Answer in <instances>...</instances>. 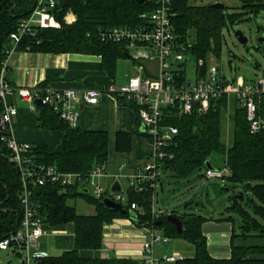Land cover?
I'll use <instances>...</instances> for the list:
<instances>
[{
	"label": "trees",
	"instance_id": "1",
	"mask_svg": "<svg viewBox=\"0 0 264 264\" xmlns=\"http://www.w3.org/2000/svg\"><path fill=\"white\" fill-rule=\"evenodd\" d=\"M241 10H228L225 4L215 7L206 3H191L188 0H170L171 22L178 42L186 46V52L196 60L208 53H217L222 37V27L244 18L246 12L264 11V1L239 0ZM32 0H0V65L9 46L8 33L14 29L19 16L25 14ZM154 0H56L54 7L57 25L38 28L33 35L22 36L16 48L41 51L97 52L102 64L112 76L111 66L116 56L125 55L121 43L103 42L96 36L98 28L111 25L134 26L141 22L139 13L152 8ZM41 85V84H39ZM41 86H44L43 84ZM120 103V102H119ZM233 103L230 115L231 139L226 145L221 139V110L226 106L224 95L210 100L204 113L171 111L166 120L176 127L168 142L170 154L163 161L166 175L187 177L212 152L223 155V163L229 173L226 179L243 192L242 200L231 199L224 208L232 209L239 216L238 231H232L229 256L215 258L208 254L200 225L207 216L195 210L170 209L180 221V234L173 224L166 221L165 214L153 221V225L168 238H181L191 244V256L182 257L175 264H264V128L250 132L244 108ZM135 108L133 104H128ZM37 126L63 131L62 147L58 152L49 151L43 144H31L30 152L37 161L52 163L60 170L86 172L93 164L105 161L107 154L106 132L101 129H81L71 126L43 104L35 105ZM258 112L264 117V100L258 101ZM120 135V134H119ZM125 137L126 134H121ZM120 148V140L115 141ZM205 168V166H204ZM30 199L48 225L71 222L73 245L59 255L36 256L34 264H139L129 258L82 257L80 249H97L101 246V226L112 216L127 217L128 203L123 214L102 207L98 198L80 195L95 206L94 213H78L66 203V197L77 193L60 190L56 183L29 185ZM20 180L17 170L8 160V149L0 140V240L12 233L20 219V203L17 194ZM128 201H134L142 209L137 219L150 220L149 192L127 188ZM187 204V202H184ZM136 209V208H134ZM134 211V210H133ZM229 217V216H227ZM221 217V219H227ZM235 237H259V245H233Z\"/></svg>",
	"mask_w": 264,
	"mask_h": 264
},
{
	"label": "built area",
	"instance_id": "2",
	"mask_svg": "<svg viewBox=\"0 0 264 264\" xmlns=\"http://www.w3.org/2000/svg\"><path fill=\"white\" fill-rule=\"evenodd\" d=\"M170 0H154L152 8L139 13L138 25H111L98 28L96 36L103 42L121 43L127 56L133 60V69L124 83L110 80L104 86H85L81 88H49L39 84L32 86L10 84L5 78L4 60L0 65V140L8 149V160L18 172L20 190L17 194L20 203V219L17 228L0 240V250H9L18 255L17 264H34L30 255L33 242L43 232V222L33 201L30 199L29 185L56 183L60 190L70 193L83 192L86 187L90 194L101 200L108 197L119 201L125 208L142 214V209L134 201L124 199L111 184L120 175L125 178L127 188L149 192L150 220L140 229L147 239L141 244L139 264H175L177 254H156L154 243L165 242L169 238L153 225L158 217L165 214V208L155 205L157 182L163 173L164 158L169 156L167 146L176 127L166 120L171 111L178 113L206 112L210 100L220 95L226 104L232 99L244 108L248 130L256 132L264 128V117L258 112V101L264 100V74L256 78L238 79L235 86H227V81L218 72L217 66L205 59L194 60L192 79L185 77L184 54L186 46L176 40L171 22ZM56 0H32L29 10L18 17L15 27L8 33L9 51L15 49L17 41L25 35H33L38 28L57 25L54 7ZM6 57V56H5ZM14 90L28 101V107L35 110L36 99L75 126L81 103H96L103 94H110L120 104H133L135 117L143 123V132L149 139L151 150L137 170L129 174L107 173L103 163L93 164L86 172L64 171L52 163L37 161L30 152L31 143L17 141L9 132L11 118L16 106L5 98V93ZM229 173L225 164L221 168L203 170L206 178H224ZM102 176L110 178L107 186L100 182ZM136 208V209H134ZM24 251V253H23Z\"/></svg>",
	"mask_w": 264,
	"mask_h": 264
},
{
	"label": "crops",
	"instance_id": "3",
	"mask_svg": "<svg viewBox=\"0 0 264 264\" xmlns=\"http://www.w3.org/2000/svg\"><path fill=\"white\" fill-rule=\"evenodd\" d=\"M120 56L114 58L111 66L112 76H109L107 71L110 70V67L107 70L103 66L101 54L97 52H52L16 48L9 51L4 58L5 78L14 86L36 84H43L49 88L104 86L110 80L115 83L117 59ZM129 75H127L126 80L119 83L126 82ZM225 79L227 86L233 87L240 78L235 81L234 79L228 80L226 77ZM4 96L16 106V113L11 118L8 130L17 141L43 144L47 150L53 152L61 150L63 138L61 129L37 126L35 111L31 110L28 107V101L21 98L14 90L5 93ZM232 102V99L228 100L225 108L221 110L220 117L221 139L226 145L231 139ZM76 125L81 129H101L106 132L107 154L102 163L107 173L129 174L136 171L151 150L148 137L138 128L139 122L135 117V108L128 104L118 103L110 94L101 95L96 103H81ZM121 134H126L127 137ZM117 138L122 145L120 148L115 147ZM163 175L166 174L163 172L157 182L160 190L164 182ZM167 176L169 177V175L165 176L168 180ZM108 178L107 176L100 178L103 186L109 184L110 179ZM120 180L126 184L124 176L120 175L116 180L119 187ZM236 190L241 189L234 185L233 192ZM242 199H244L243 196L240 200ZM184 202L181 210H188L186 209L187 205L197 204L194 199ZM66 203L68 202L66 201ZM92 205L93 211L83 214L94 213L95 206ZM228 205L229 203L225 206ZM176 210L181 211L178 208ZM225 211L227 212L225 215L207 216L200 225L201 233L205 238L206 250L210 256L215 258L229 256L230 235L232 231H238L239 216L230 208H225ZM221 217H227V219H221ZM43 228V234L33 242L30 248L31 256L59 255L62 251L72 247L73 225L71 222L51 226L44 223ZM146 238V234L141 231L140 227L130 222L127 217L115 215L101 226V246L97 249H80L78 253L82 257L89 258L116 257L139 261L140 247ZM113 239H119V242L113 244ZM167 241L154 243V252L158 254ZM155 244L158 246L155 247ZM232 244L237 246L259 245L262 244V238L235 237Z\"/></svg>",
	"mask_w": 264,
	"mask_h": 264
},
{
	"label": "rangeland",
	"instance_id": "4",
	"mask_svg": "<svg viewBox=\"0 0 264 264\" xmlns=\"http://www.w3.org/2000/svg\"><path fill=\"white\" fill-rule=\"evenodd\" d=\"M191 3H206L213 0H188ZM228 5V10H241L246 7H240L239 0H219ZM264 0H258V2ZM240 29L246 36L244 43L239 42L234 30ZM222 37L217 53H208L204 59L217 66L218 72L228 80H237L238 78H256L264 74V42L257 40V37L264 38V11L246 12L244 18L234 21L227 27H222ZM185 77L192 79L194 58L187 52L184 54ZM115 83L126 80L127 75L132 72L133 60L129 56L121 55L117 59ZM209 161L214 168L223 166V155L218 152L209 154ZM204 166L195 168L186 178H175L163 175L162 189L156 186L155 205L165 208L168 213L172 208H183V202L194 199L197 204H190L186 209H194L205 216L225 215L224 206L228 204V198L233 193L232 184L226 179L217 177L206 178L203 175ZM163 174V173H162ZM110 179V178H108ZM168 181V182H166ZM120 192L124 199H128L127 186L120 180ZM222 184V187H220ZM227 186V189L223 187ZM88 196H92L89 191ZM66 201L72 204L80 213L93 211V203L87 200V196L74 194L67 196ZM159 230V229H158ZM142 231V230H141ZM143 232V231H142ZM160 233L161 230H159ZM163 234V233H162ZM147 239V238H146ZM119 239H113L112 243H118ZM158 245L155 244V247ZM24 253V251H23ZM159 253L177 254L179 257H188L192 255V246L181 238L169 239ZM18 255L8 250H0V264H17Z\"/></svg>",
	"mask_w": 264,
	"mask_h": 264
},
{
	"label": "water",
	"instance_id": "5",
	"mask_svg": "<svg viewBox=\"0 0 264 264\" xmlns=\"http://www.w3.org/2000/svg\"><path fill=\"white\" fill-rule=\"evenodd\" d=\"M208 5L215 6V7H221L223 5V3L221 1H219V0H215V1L209 2ZM233 33H234L236 39L239 42L244 43L246 41L247 38L241 32L240 29H235ZM257 40L264 42V38L263 37H257ZM35 102L37 104H40V100L39 99H36ZM138 128H139L140 131L144 130L142 122L139 123ZM203 164L207 168H212L213 167L211 165L209 159H205ZM220 187H222V184H220ZM111 188L115 189V190L119 189V185H118L116 180H114L112 182ZM223 188L227 189V186H224ZM83 190L85 192H87V188L86 187H84ZM242 196H243V192L241 190H236L230 195L228 200H231L233 198L240 200L242 198ZM100 202H101L102 207L106 208L107 210L117 211V212H119L121 214H123L125 212V208L122 206V204L119 201H114V200H112V199H110L108 197H103L100 200ZM127 213H128L127 214V219L130 222H132L133 224H135L137 226H141L142 224H145V222L140 221L139 219H137V217L135 216L134 211L132 209H128ZM165 219H166V221H168L171 224H173L176 233L180 234L181 228H180V221H179L178 217L175 214H172V213L168 212V213L165 214ZM158 223H159V221H156V224H158Z\"/></svg>",
	"mask_w": 264,
	"mask_h": 264
}]
</instances>
